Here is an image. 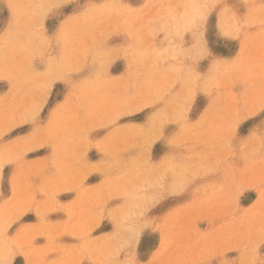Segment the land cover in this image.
<instances>
[{
    "label": "rangeland",
    "instance_id": "rangeland-1",
    "mask_svg": "<svg viewBox=\"0 0 264 264\" xmlns=\"http://www.w3.org/2000/svg\"><path fill=\"white\" fill-rule=\"evenodd\" d=\"M225 2L0 0V264H260L264 0Z\"/></svg>",
    "mask_w": 264,
    "mask_h": 264
},
{
    "label": "snow or ice",
    "instance_id": "snow-or-ice-1",
    "mask_svg": "<svg viewBox=\"0 0 264 264\" xmlns=\"http://www.w3.org/2000/svg\"><path fill=\"white\" fill-rule=\"evenodd\" d=\"M209 7H214L215 8V11L212 14L211 20L209 21V23H212V25L215 26V24H216V14L220 13V12H223V11H226V10H229V9H234L236 7V5L232 3V0H226L225 3L216 4L215 6L209 5ZM224 35H225V38H227V35L226 34H224ZM210 43H211V41L209 40V45H210ZM205 51H207V53H208V58L212 59V55H211L210 49H205ZM193 70H194V68H193ZM34 126H35V122H34ZM24 131H26V130H24ZM31 135H32V133H28L27 136L21 135V136L18 137V139L19 140L27 139ZM260 264H264V259H262L260 261Z\"/></svg>",
    "mask_w": 264,
    "mask_h": 264
}]
</instances>
